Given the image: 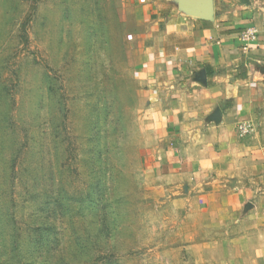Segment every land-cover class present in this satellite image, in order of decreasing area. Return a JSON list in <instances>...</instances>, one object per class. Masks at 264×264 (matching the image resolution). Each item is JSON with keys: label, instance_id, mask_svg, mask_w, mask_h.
Masks as SVG:
<instances>
[{"label": "rangeland", "instance_id": "rangeland-1", "mask_svg": "<svg viewBox=\"0 0 264 264\" xmlns=\"http://www.w3.org/2000/svg\"><path fill=\"white\" fill-rule=\"evenodd\" d=\"M133 43L131 0H0V264H220L148 169Z\"/></svg>", "mask_w": 264, "mask_h": 264}, {"label": "crops", "instance_id": "crops-1", "mask_svg": "<svg viewBox=\"0 0 264 264\" xmlns=\"http://www.w3.org/2000/svg\"><path fill=\"white\" fill-rule=\"evenodd\" d=\"M131 5L157 141L150 174L173 184L195 230H222L213 245L189 236L202 261L264 264V0ZM242 121L253 126L246 137Z\"/></svg>", "mask_w": 264, "mask_h": 264}, {"label": "built area", "instance_id": "built-area-1", "mask_svg": "<svg viewBox=\"0 0 264 264\" xmlns=\"http://www.w3.org/2000/svg\"><path fill=\"white\" fill-rule=\"evenodd\" d=\"M254 33L252 30H249L247 33V37H253ZM253 131V126L251 124V122L248 121H242L240 123H238L237 125V133L240 137H246L248 136L251 132Z\"/></svg>", "mask_w": 264, "mask_h": 264}]
</instances>
